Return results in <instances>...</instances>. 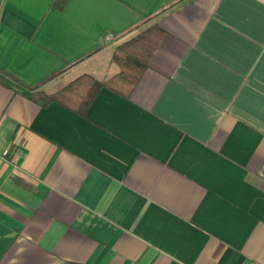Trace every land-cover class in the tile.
<instances>
[{"label": "crops", "instance_id": "obj_1", "mask_svg": "<svg viewBox=\"0 0 264 264\" xmlns=\"http://www.w3.org/2000/svg\"><path fill=\"white\" fill-rule=\"evenodd\" d=\"M0 68V264H264V0H0Z\"/></svg>", "mask_w": 264, "mask_h": 264}, {"label": "trees", "instance_id": "obj_2", "mask_svg": "<svg viewBox=\"0 0 264 264\" xmlns=\"http://www.w3.org/2000/svg\"><path fill=\"white\" fill-rule=\"evenodd\" d=\"M63 1L65 0H55V3L61 4ZM162 35L163 29L157 25H151L139 31L116 46L112 54V60L117 64L118 72L104 81H98L90 75L83 74L55 92L54 97L58 94L66 96L70 92L72 94L79 86H89L93 90L101 85L108 86L113 90L115 89L128 95L147 68L149 58L157 47ZM0 83L6 84L9 87H12L13 84L10 75L1 68ZM25 94L31 96V93L28 91H25ZM88 96L89 94H84L83 98L86 100ZM45 97L50 98L51 95Z\"/></svg>", "mask_w": 264, "mask_h": 264}, {"label": "built area", "instance_id": "obj_3", "mask_svg": "<svg viewBox=\"0 0 264 264\" xmlns=\"http://www.w3.org/2000/svg\"><path fill=\"white\" fill-rule=\"evenodd\" d=\"M111 37H112L111 35H107V36L105 37V39H106V40H110Z\"/></svg>", "mask_w": 264, "mask_h": 264}]
</instances>
